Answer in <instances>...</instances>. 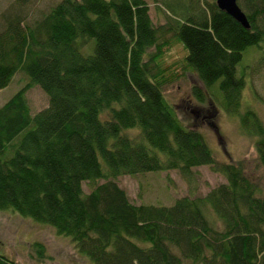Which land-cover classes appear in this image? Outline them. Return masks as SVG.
Segmentation results:
<instances>
[{"label": "trees", "instance_id": "trees-1", "mask_svg": "<svg viewBox=\"0 0 264 264\" xmlns=\"http://www.w3.org/2000/svg\"><path fill=\"white\" fill-rule=\"evenodd\" d=\"M238 4L249 28L216 0H161L159 24L146 0H60L26 25L6 17L0 90L18 72L28 80L0 106V210L54 227L94 264H264V194L242 160H219L202 129L179 117L159 60L172 34L203 83L196 98L214 96L239 118L264 167V122L244 107L240 69L264 44V0ZM40 77L59 87L33 112L28 92ZM203 165L226 181L171 205L136 204L117 180L176 169L193 183ZM0 264L15 262L0 253Z\"/></svg>", "mask_w": 264, "mask_h": 264}, {"label": "rangeland", "instance_id": "rangeland-1", "mask_svg": "<svg viewBox=\"0 0 264 264\" xmlns=\"http://www.w3.org/2000/svg\"><path fill=\"white\" fill-rule=\"evenodd\" d=\"M60 0H32L18 3L16 0H0V31L5 27L6 17L22 16L24 24L41 18ZM150 15L155 24L165 23V15L158 10L161 0H146ZM160 57L171 82L164 89L168 100L176 107L179 117L188 125L202 129L213 148L216 157L222 161H240L245 165L247 175L255 181L264 194V167L259 161L256 137L244 134L239 118L227 113L213 98L207 96L200 102L193 93V86L204 88L197 74L186 65L187 49L172 34ZM264 44L253 49L244 57L240 69L245 68L247 78L243 90L245 106L257 111L264 122ZM54 64V63H52ZM27 76L18 72L13 81L0 90V106L9 100L26 82ZM37 84L28 92L33 112L46 108L58 89L59 84L40 77ZM208 93V92H207ZM209 94V93H208ZM194 181L189 183L179 170L147 172L138 175H123L117 180L130 199L136 203L171 205L177 198L187 195H205L212 188L224 183L225 177L208 165L193 168ZM89 192V186L84 183ZM210 219L215 215L210 213ZM41 243L47 258L36 257L35 243ZM0 253L7 255L15 264H94L81 254L69 236L61 235L45 223L25 217L13 209L0 210ZM185 264H191L185 260Z\"/></svg>", "mask_w": 264, "mask_h": 264}, {"label": "water", "instance_id": "water-1", "mask_svg": "<svg viewBox=\"0 0 264 264\" xmlns=\"http://www.w3.org/2000/svg\"><path fill=\"white\" fill-rule=\"evenodd\" d=\"M220 9L226 11L228 14L233 16L242 25L249 28L250 23L247 19L245 12L241 9L238 4V0H216Z\"/></svg>", "mask_w": 264, "mask_h": 264}]
</instances>
